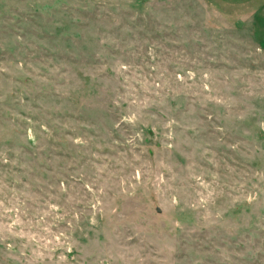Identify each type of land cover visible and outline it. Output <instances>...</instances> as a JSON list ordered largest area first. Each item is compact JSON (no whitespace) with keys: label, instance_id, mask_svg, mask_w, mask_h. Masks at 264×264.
<instances>
[{"label":"rangeland","instance_id":"374dc122","mask_svg":"<svg viewBox=\"0 0 264 264\" xmlns=\"http://www.w3.org/2000/svg\"><path fill=\"white\" fill-rule=\"evenodd\" d=\"M0 264H264V0H0Z\"/></svg>","mask_w":264,"mask_h":264}]
</instances>
